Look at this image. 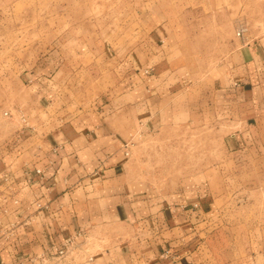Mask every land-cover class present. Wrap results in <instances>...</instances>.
I'll list each match as a JSON object with an SVG mask.
<instances>
[{
    "label": "crops",
    "instance_id": "1",
    "mask_svg": "<svg viewBox=\"0 0 264 264\" xmlns=\"http://www.w3.org/2000/svg\"><path fill=\"white\" fill-rule=\"evenodd\" d=\"M191 1L128 0L124 52L64 37L35 67L14 69L31 77L32 121L21 129L0 108V124L13 125L0 139V264L106 231L110 243L91 264H264V33L234 39L207 67L192 55L190 45L204 41L191 15H204L218 36L223 22L233 27V12L236 27L249 28L247 6ZM209 117L235 128L227 153L240 159L173 192L133 179L129 155L140 134ZM236 173L252 198L231 190Z\"/></svg>",
    "mask_w": 264,
    "mask_h": 264
},
{
    "label": "rangeland",
    "instance_id": "2",
    "mask_svg": "<svg viewBox=\"0 0 264 264\" xmlns=\"http://www.w3.org/2000/svg\"><path fill=\"white\" fill-rule=\"evenodd\" d=\"M240 1L247 6L244 14L249 23L247 38L263 34L264 0H234L237 3ZM195 2L196 0L191 1L194 7L197 6L193 4ZM127 5L128 0H0L2 116L17 119L21 123V129L31 127L27 91L31 77L28 74H14V69L22 66L24 73L30 67H35L36 60L44 57L55 47L61 46L64 37H70L72 41L82 38L88 46L106 47L107 50L124 52L133 31L129 27L131 13ZM203 16L198 12L191 15V20L195 21L197 26L191 30L197 34L198 41L204 42L190 46L193 50L192 55L201 57L200 60L207 67H211L224 59L223 54L226 50L229 51L234 39L242 43L236 33L237 19L240 15L233 12L230 16L233 27L223 22L218 29V36H213L211 33L213 29L207 27V21ZM6 111L9 114H6ZM23 116L28 120L27 122L23 120ZM205 118L199 117L198 121ZM209 119L210 123H186L140 134L134 144L132 143V151L129 155V173L133 179L163 185L173 192L186 178L190 179L191 176L197 179L204 178L206 169L227 164L231 159H240V156L232 158L227 153V150H231L233 146L227 136L235 128L223 124L216 117ZM12 127L13 125L7 121L0 124V139H3V133ZM251 164L244 168L246 170L244 174L252 173L254 166ZM238 179L243 182L236 173L231 183V190L234 194H238L239 199L243 198L244 192H241L243 190L246 199L252 198L247 195L252 193V188H241ZM251 179H246V184H249ZM256 179H259V176H256ZM261 179L264 180V173ZM253 201L252 199L251 202ZM97 234L99 233L86 234L75 241L73 240L76 237L71 236L65 255L58 253L60 248L56 253L36 255H46L43 264H91L93 257L98 255V250L107 249L105 246L110 243L109 231ZM167 254L169 251L164 252L163 255ZM36 255H31L29 258ZM28 259L22 263L30 264Z\"/></svg>",
    "mask_w": 264,
    "mask_h": 264
},
{
    "label": "built area",
    "instance_id": "3",
    "mask_svg": "<svg viewBox=\"0 0 264 264\" xmlns=\"http://www.w3.org/2000/svg\"><path fill=\"white\" fill-rule=\"evenodd\" d=\"M247 30H248V26L244 22H241L239 24V26L237 27L236 33L239 37H241L243 39V41H247V39H248L247 38ZM6 114H9V112L6 111ZM23 120L26 122L28 121L24 116H23ZM37 171L39 174L43 173V170L40 168H38ZM70 242H71V239L67 240L65 246L58 250V253L60 255H65L67 253ZM45 256H46L45 254H41V255H36V256L30 257L28 259V263H30V264H43L46 261ZM19 264H24V263L20 262Z\"/></svg>",
    "mask_w": 264,
    "mask_h": 264
}]
</instances>
